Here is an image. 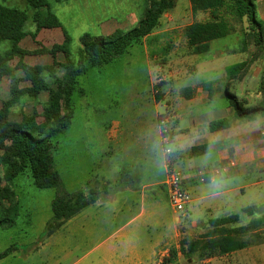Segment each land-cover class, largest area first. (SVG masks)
Wrapping results in <instances>:
<instances>
[{
  "label": "crops",
  "instance_id": "1",
  "mask_svg": "<svg viewBox=\"0 0 264 264\" xmlns=\"http://www.w3.org/2000/svg\"><path fill=\"white\" fill-rule=\"evenodd\" d=\"M174 1V8L164 13L158 27L137 46L138 52L131 51L134 46L110 64L91 68L79 78L72 124L54 140V155H59L64 145V169L56 158L55 162L69 194L103 185L109 186L110 194L64 221L48 237H39L37 244H20V255L17 250L9 256L19 257L20 264H169L170 252L179 250L182 229H209L210 220L229 216L226 212L234 208L237 192L245 193L252 187L264 192V111L240 117L227 95L230 91L226 89L223 94L221 84L188 82L198 73L194 57L202 56L210 61L207 69L217 71L223 84L237 95L230 94L239 99L248 96L250 79L244 74L231 77L228 69L232 66L219 65L227 55L236 54L230 48L237 44L233 32L211 42L207 54L195 55L184 35L185 28L214 18L211 12L194 13L190 0L183 13L175 12ZM141 2L120 20L114 15L99 18L100 36L136 27L147 6L146 0ZM187 17L191 22L183 29L177 26L183 30L179 43L176 37H165L176 29L166 27L167 23L178 25ZM52 30H61L63 42L65 29ZM246 36L241 34L239 46L243 47ZM168 42L170 49L162 51L166 65L159 69L162 75H156L148 44ZM122 58L127 62L116 77L112 69ZM137 66L142 70L140 78L133 74ZM108 70L110 77L103 78ZM30 105L26 112L32 110L33 103ZM164 115L172 117L168 142L162 139L160 127ZM219 122H227V126L218 129ZM167 146L173 152L172 166L184 175V186L191 196L185 217L175 216L173 221L168 216L170 202L165 186ZM195 149L201 150L193 153ZM251 176L256 180L253 183L233 182ZM51 218L52 214L40 235Z\"/></svg>",
  "mask_w": 264,
  "mask_h": 264
},
{
  "label": "trees",
  "instance_id": "2",
  "mask_svg": "<svg viewBox=\"0 0 264 264\" xmlns=\"http://www.w3.org/2000/svg\"><path fill=\"white\" fill-rule=\"evenodd\" d=\"M0 0V83L9 84V96L0 99V225L14 226L19 214L14 184L25 173H29L33 185L40 190L57 189L52 201V218L47 222L41 239L48 237L58 226L83 208L105 199L110 194L109 186L89 187L87 192L69 194L62 189V177L54 157V140L67 130L74 119L76 108L74 96L79 91V78L89 69L110 64L140 44L144 38L158 27L164 13L172 10L174 0H146L147 6L138 25L124 33L111 36H95L85 33L80 38L77 56L72 53L73 39L63 30L64 40L51 48L41 46L29 51L22 48V41L29 35L26 11L10 8ZM34 11L33 22L37 32L41 30L62 29V25L52 11L49 0H26ZM63 1V0H56ZM194 13L211 12L214 21L189 25L184 35L195 55L210 52V43L228 36L232 27L221 12L233 14L237 19H247L255 46L264 40L263 22L258 17L256 0H190ZM245 49V43L242 44ZM246 52V49H245ZM63 55V62L57 57ZM50 55L51 65H30L27 57ZM249 62L234 65L228 69L231 77L242 75ZM61 73V75H59ZM52 79L55 88H51ZM210 83L206 85L209 87ZM264 99V84L261 88ZM42 94H47L45 103H40ZM238 116L264 111V107L245 109L243 101L227 92ZM28 100L33 103L30 112L20 111V119H13L14 108L23 106ZM163 117V116H162ZM160 117V118H162ZM227 122L216 124L218 129ZM201 149L193 150L197 153ZM258 207H247L241 214L253 218L248 225L234 227L241 222V214L215 218L209 221V231L197 240L180 241L179 253L185 256L195 254L226 256L250 247L246 237L257 235L264 227V217L255 218ZM259 237V236H258ZM18 246H11L0 253V261L7 258ZM175 251H171L174 254ZM170 253V255H171Z\"/></svg>",
  "mask_w": 264,
  "mask_h": 264
},
{
  "label": "rangeland",
  "instance_id": "3",
  "mask_svg": "<svg viewBox=\"0 0 264 264\" xmlns=\"http://www.w3.org/2000/svg\"><path fill=\"white\" fill-rule=\"evenodd\" d=\"M188 0H177L176 11L178 13H183L185 11V7ZM52 11L55 13L62 25V27L68 32V34L73 39L72 53L74 57L77 56V50L80 46V38L83 34L89 33L95 36H100L99 29L97 27V21L101 17H109L110 15L117 16L120 20L124 17V15L129 11L136 9L139 5L141 6V0H49ZM147 2V1H146ZM258 4V17L260 20H264V0H256ZM7 7L17 8L23 11H26L29 16V21L27 23V31L29 34H36V37H32L29 35L25 38L22 47L29 51H34L41 46L46 48H51L55 44H60L62 42V32L61 30H41L37 32V27L33 22V14L34 11L28 7L26 0H6L4 3ZM147 4V3H146ZM185 5V6H184ZM104 10V11H103ZM145 12V11H144ZM189 13V12H188ZM190 14V13H189ZM221 19H225L229 25L233 29V38L237 42L236 45L230 46L231 50L236 52V54H229L225 57L224 60L220 61L219 65L230 67L239 63H243L248 61L250 64L247 69L242 72L244 74L245 79H250V87L251 92H248V96L242 97L240 99L243 101V107L245 109L256 107H264V99L263 97H258L259 92L261 90V86L264 84V40L259 46H255L254 39L248 34L251 33V29L247 19L240 21L233 14L228 12H221L219 15ZM172 17V16H171ZM174 17V16H173ZM172 17V18H173ZM184 22L176 23L169 22L167 26L171 28H176L173 31L167 33L168 38L176 37L177 43H179V37L182 35L183 38V30L182 32L177 29V26H182L191 22V17L185 18ZM165 27V28H166ZM264 27V25H263ZM132 29V28H131ZM128 31V30H126ZM126 31H122L120 33H124ZM245 32L246 39L245 40V49H242L241 45L239 46V38L241 34ZM144 40V39H143ZM222 42H226L225 39H221ZM143 42V41H142ZM142 42L136 45L131 51L135 50L134 53L139 51V45H142ZM183 43V39H182ZM162 45V46H161ZM148 44V48L150 51L149 58L152 63V66L157 68V74L162 73L159 71L160 68H163L166 65V57L162 51L167 47L170 49L171 43H163V44ZM161 46V47H160ZM130 51V52H131ZM245 52V53H241ZM127 56V55H126ZM125 56V57H126ZM195 65L198 69V73L194 76H191L188 79L189 83H198V82H217L221 84L220 89L223 94H225L226 89L230 91L232 94H236L234 89H230L223 84L222 76L217 71H211L207 69L209 66V62L204 61L202 56H195ZM63 55H58V60L63 62ZM127 59L122 58L118 61L117 67L112 69V73L117 77V71H120V68L126 64ZM53 62V58L50 55L44 56H32L27 58V63L30 65H49ZM192 66L191 63L187 64ZM191 69V67H188ZM92 70V69H89ZM107 72V75L105 74ZM103 73V78L106 76L110 77L111 70L105 71ZM138 73V74H136ZM142 70L134 68L133 74H136L138 78L141 77ZM61 75V73H59ZM155 75V76H156ZM101 78V79H103ZM160 79V78H159ZM48 82L51 88H55L52 79H48ZM226 82V81H225ZM227 83V82H226ZM95 84V82H94ZM238 86L241 90L242 88V80L239 81ZM9 84L7 80H4L0 83V99L5 100L9 96ZM215 93V92H214ZM96 94V91H94ZM48 95L42 94L39 101L43 103L47 101ZM95 99V97L93 98ZM262 100V101H261ZM261 101V102H259ZM219 105L224 104V101H217ZM258 102V103H257ZM254 103H257V105ZM25 105L14 108L13 111V119H20V111L27 110L31 108V102L26 100ZM83 115H79L78 118L82 119ZM78 127V125H77ZM170 148V146H167ZM171 149V148H170ZM64 145L61 149V153L59 155H54L56 160L60 162L61 168L64 169L65 166V155H64ZM64 177V176H63ZM254 177H245L236 179L233 182L235 185H247L255 182ZM62 183V189L66 192L65 187ZM14 191L17 195V200L19 205L21 204L22 209H19V214L16 220V224L14 226H6L0 225V253L10 248L11 246H18L20 248V244H27L33 242L37 244L40 240L39 237H42L41 229L43 228V223L46 219L52 214L51 208H49L50 201L56 197L58 191L57 189H48V190H40L37 189L33 185V181L30 177L29 173H25L22 177L17 179L14 184ZM68 193V192H67ZM234 198V208L232 210H228L226 215L232 214H241V209L247 207H260L258 210V214L255 218H263L264 217V192L263 189L258 187H252L251 189H246L245 193L237 192ZM262 206V207H261ZM242 219L241 222L236 224L234 227L245 226L250 223L253 219L248 217L247 215L241 214ZM168 216L169 220L173 221L175 216H179L182 218L181 214H178L174 211L171 205L168 206ZM1 219V218H0ZM183 220V219H182ZM32 226V227H31ZM209 231L206 227L200 228H185L182 229V236L180 240H197L201 238L204 234ZM35 234V235H34ZM40 235V236H39ZM259 236V237H258ZM247 240L251 243L250 247L235 252L226 256H219L217 253L213 255L208 254H195L192 256L181 255L178 251H175L169 257V264H264V227L261 231L258 232L257 235H251L246 237ZM20 250V249H19ZM18 250V251H19ZM174 251V250H173ZM17 251H14L15 253ZM12 253V254H13ZM20 255V251L18 252ZM18 255V256H19ZM10 256V255H9ZM7 257L0 261V264H20L19 257L12 258ZM179 258V259H178ZM178 260V262H177Z\"/></svg>",
  "mask_w": 264,
  "mask_h": 264
},
{
  "label": "built area",
  "instance_id": "4",
  "mask_svg": "<svg viewBox=\"0 0 264 264\" xmlns=\"http://www.w3.org/2000/svg\"><path fill=\"white\" fill-rule=\"evenodd\" d=\"M171 120L172 117L167 115H164L162 118H160L162 139L165 142L169 141ZM164 153L167 159V177L165 186L168 192V199L174 211L178 214H181L182 217H185L186 209L191 202V196L184 186V175L182 172L172 166V150L168 151L166 148Z\"/></svg>",
  "mask_w": 264,
  "mask_h": 264
},
{
  "label": "clouds",
  "instance_id": "5",
  "mask_svg": "<svg viewBox=\"0 0 264 264\" xmlns=\"http://www.w3.org/2000/svg\"><path fill=\"white\" fill-rule=\"evenodd\" d=\"M168 151H171V149H168Z\"/></svg>",
  "mask_w": 264,
  "mask_h": 264
}]
</instances>
